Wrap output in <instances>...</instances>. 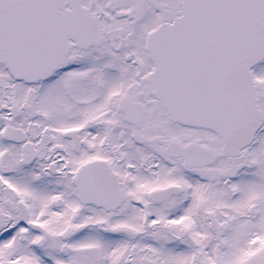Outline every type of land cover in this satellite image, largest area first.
Listing matches in <instances>:
<instances>
[{
    "label": "snow or ice",
    "instance_id": "6c2138e0",
    "mask_svg": "<svg viewBox=\"0 0 264 264\" xmlns=\"http://www.w3.org/2000/svg\"><path fill=\"white\" fill-rule=\"evenodd\" d=\"M0 264H264V0H0Z\"/></svg>",
    "mask_w": 264,
    "mask_h": 264
}]
</instances>
